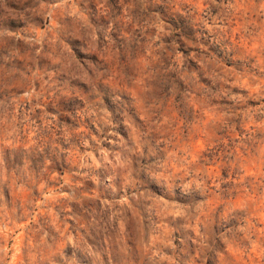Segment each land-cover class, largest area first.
<instances>
[{
  "label": "rangeland",
  "instance_id": "374dc122",
  "mask_svg": "<svg viewBox=\"0 0 264 264\" xmlns=\"http://www.w3.org/2000/svg\"><path fill=\"white\" fill-rule=\"evenodd\" d=\"M0 264H264V0H0Z\"/></svg>",
  "mask_w": 264,
  "mask_h": 264
}]
</instances>
